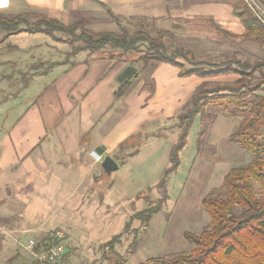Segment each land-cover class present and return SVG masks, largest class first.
Segmentation results:
<instances>
[{"label":"rangeland","instance_id":"1","mask_svg":"<svg viewBox=\"0 0 264 264\" xmlns=\"http://www.w3.org/2000/svg\"><path fill=\"white\" fill-rule=\"evenodd\" d=\"M16 13L0 3L1 16L9 18ZM28 14L30 21L38 15L49 16L45 7L40 6L29 7ZM144 20L140 18L131 22L118 18L119 26L129 35L144 33L151 38L157 37L161 31ZM64 22V25L81 23L93 34L110 30L120 33L119 27H115L116 23L103 9L94 13L84 12ZM54 36L56 40L42 34L24 33L8 37L0 33V141L6 140L9 129L26 109L38 102L48 81L42 77L43 70L50 63L64 60L67 53L78 45L65 43L67 37L61 33ZM223 37L219 43L179 44L173 37L163 39V43L170 47V54L176 49L182 50L183 54L176 62L183 69L207 71L226 61L250 66L264 62V46L253 36L233 38L224 34ZM139 48L138 53L126 54L127 61H139V66H143L141 79L144 87L152 93L150 96L153 95L154 83L150 80L149 66H157L160 74L167 76L171 84L169 90L164 88L157 98L160 102L171 103L173 113L169 118L141 127L127 143L117 145L105 154L118 163V170L110 176L100 168L104 157L97 160L90 153H82L76 158L71 156L68 164L64 165L74 178L69 198L67 194L58 199L28 197L22 203L17 202L16 207L12 203L8 209L3 207L4 212L0 215V264H115L117 261L121 264H146L152 258L170 260L182 254L193 255L196 249L186 241L184 233L199 236L202 231H210L211 222L202 201L206 197L228 200V178L252 165V153L230 135L251 117L249 103L264 98V86L253 93H246L240 101L245 105L239 108L227 101L205 106L204 113L192 122L187 144L179 154L178 170L168 177L162 188L159 178L169 166L168 152L178 139V117L191 108L192 98L202 88L210 90L233 85L240 77L249 85H258L262 72L248 70L242 76L234 73L190 76L199 79L188 80L189 77L178 76L180 69L177 67L161 66L164 63L154 60L143 65L139 56L143 55L146 44H140ZM107 52L110 54L112 51L108 49ZM95 57L81 52L71 60ZM49 72H54V69ZM234 110L236 114L232 115ZM151 135L157 137L153 139ZM256 140L261 146L259 158L263 164L256 168V172L263 174L264 129ZM139 145L138 156L129 157L128 154ZM248 174L247 171L245 178L251 185L255 200L263 199L264 191ZM107 196L117 200L114 205H104ZM44 201L51 203L43 205ZM14 208L17 209L16 214L12 215ZM156 208L158 212L143 225L140 220L144 211ZM59 230L65 234L64 252L60 259L49 260L45 256L48 239ZM119 233L111 249L104 247ZM31 241L33 244L29 243Z\"/></svg>","mask_w":264,"mask_h":264},{"label":"crops","instance_id":"2","mask_svg":"<svg viewBox=\"0 0 264 264\" xmlns=\"http://www.w3.org/2000/svg\"><path fill=\"white\" fill-rule=\"evenodd\" d=\"M0 3L17 12L16 15L28 13L29 7H45L48 18L63 24L84 12L105 10L102 3L117 18L131 22L145 19L158 31L171 33L179 44L219 43L224 34L237 38L245 33L230 4L210 0H0ZM75 63L72 68L53 67L54 72H49L51 69L42 75L48 81L38 102L26 109L9 129L6 140L0 141V215L3 207L8 209L11 203L16 207L17 202L22 203L28 197L58 199L67 194L69 198L74 178L64 165L71 156L90 153L99 160L117 145L127 143L141 127L169 118L174 111L171 103L157 98L161 90H169L171 85L157 66H149L150 80L154 83L150 96L152 93L141 79L144 70L139 61H124L110 70L108 60L82 59ZM59 67L64 68L55 70ZM115 201L107 196L103 203L109 207ZM50 203L44 201L43 205ZM14 210L12 215L16 214L17 209Z\"/></svg>","mask_w":264,"mask_h":264},{"label":"trees","instance_id":"3","mask_svg":"<svg viewBox=\"0 0 264 264\" xmlns=\"http://www.w3.org/2000/svg\"><path fill=\"white\" fill-rule=\"evenodd\" d=\"M210 1L230 4L233 8V15L243 24L245 30L243 36H253L260 45L264 46V26L257 20L244 0ZM100 5L116 23L117 27H119L120 33L109 31L93 34L84 28L81 23L64 25L56 19H50L42 15H38L34 20L30 21L28 13L9 18L0 15V33L8 37L24 33L29 35L42 34L52 40H56L55 33H61L67 37L65 43L71 45L78 44L73 48L71 53H67L64 60L50 63L43 70L42 74L60 65L72 68L76 63L71 59H74L81 52H86L89 56H96L87 61H95L96 59L108 60L110 62L108 70H110L116 64L127 61L126 54L140 52L139 47L143 43L146 44V49L142 53L143 55L139 56V60L142 61L143 65L153 60L169 64L180 69L178 73L180 78L217 76L224 73H234L242 76L248 70H260L262 72V79L258 85H249L240 77L233 85H224L210 90H203L202 88L192 98L191 108L185 114L178 117V139L168 152L169 166L159 178L160 184H162L161 187L164 188L168 177L179 168V154L187 144V136L194 119L204 113L203 108L207 105H220L227 101L236 106V108H239L241 105L244 106L245 103L242 104L240 101L245 98L246 93H253V91L264 86V62H257L250 66L241 62L226 61L224 64L214 65V67L207 71L197 68L183 69L176 62V59L182 56V50L176 49L175 53L170 54L168 53V50H171L170 47L165 46L163 43V39H171L173 37L171 33L167 31L159 32L155 38H151L144 33L129 35L119 26L118 18L104 4L100 3ZM108 49L112 51L110 54L107 52ZM249 106L251 107V117L245 119L236 132L230 136L232 139L239 140L243 147L252 153L254 161L251 166L237 171L235 177L228 178L227 185L228 193L230 194L228 200L210 197L203 199V208H205L211 222L210 231H202L199 236L184 233L183 237L196 249L193 255L187 256L182 254L170 260L161 257L152 258L146 264H264V198L255 200L251 185L248 179L245 178L248 171V176L257 180L260 188L264 191V173L256 172V168H260L263 165L259 158L261 146L258 144L256 136L258 137L260 131L264 129V98L250 102ZM235 112L234 110L231 114L235 115ZM151 137L154 139L157 136L151 135ZM140 146L136 147L128 156H136ZM144 212L140 220L143 225L158 210L157 208L147 209ZM119 236L120 233L116 234V236L104 244V247L111 249L112 243ZM115 264H121V262L117 261Z\"/></svg>","mask_w":264,"mask_h":264},{"label":"built area","instance_id":"4","mask_svg":"<svg viewBox=\"0 0 264 264\" xmlns=\"http://www.w3.org/2000/svg\"><path fill=\"white\" fill-rule=\"evenodd\" d=\"M247 7L250 8L259 22L264 26V0H244ZM49 240L48 249L46 250L45 256L49 260L60 259L64 252L65 234L62 230L55 231ZM33 244V242H29Z\"/></svg>","mask_w":264,"mask_h":264},{"label":"water","instance_id":"5","mask_svg":"<svg viewBox=\"0 0 264 264\" xmlns=\"http://www.w3.org/2000/svg\"><path fill=\"white\" fill-rule=\"evenodd\" d=\"M100 168L105 175L110 176L112 173L118 170V163L114 158L106 155L100 162Z\"/></svg>","mask_w":264,"mask_h":264}]
</instances>
